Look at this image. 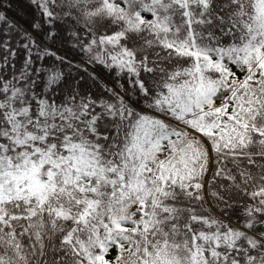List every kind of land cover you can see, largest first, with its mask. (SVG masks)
<instances>
[{"label":"snow or ice","instance_id":"6c2138e0","mask_svg":"<svg viewBox=\"0 0 264 264\" xmlns=\"http://www.w3.org/2000/svg\"><path fill=\"white\" fill-rule=\"evenodd\" d=\"M0 264H264V0H0Z\"/></svg>","mask_w":264,"mask_h":264}]
</instances>
